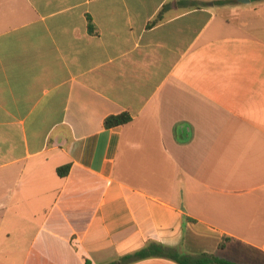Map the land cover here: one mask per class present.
<instances>
[{"label": "crops", "instance_id": "obj_1", "mask_svg": "<svg viewBox=\"0 0 264 264\" xmlns=\"http://www.w3.org/2000/svg\"><path fill=\"white\" fill-rule=\"evenodd\" d=\"M255 1L0 0V264H264Z\"/></svg>", "mask_w": 264, "mask_h": 264}, {"label": "trees", "instance_id": "obj_2", "mask_svg": "<svg viewBox=\"0 0 264 264\" xmlns=\"http://www.w3.org/2000/svg\"><path fill=\"white\" fill-rule=\"evenodd\" d=\"M227 3V2H224ZM93 30V26H90ZM132 121V117L125 113L118 116H110L105 121L106 128H112L119 125H125ZM70 171V166H64L58 169V174L60 176H66ZM230 239L225 238L221 244L220 248H225V243ZM150 258H162L173 261L177 264H239L227 259L220 258L216 255L209 253L202 254H190L182 251L180 248L165 246L157 242H149L143 249L133 254L124 256L118 262L110 264H131L137 261L150 259ZM87 264H90L87 261Z\"/></svg>", "mask_w": 264, "mask_h": 264}, {"label": "rangeland", "instance_id": "obj_3", "mask_svg": "<svg viewBox=\"0 0 264 264\" xmlns=\"http://www.w3.org/2000/svg\"><path fill=\"white\" fill-rule=\"evenodd\" d=\"M256 1L255 0H252L249 4H248V8H249V11L247 12H244V13H240L238 14L235 10V7H230L232 8L231 10H227V15L230 17V19H233L235 22H241L243 20H249L251 22H253L256 17H255V13L252 11L253 10V7L256 6ZM245 6V5H244ZM217 9H220V7H217ZM225 11H222L221 10V14H223Z\"/></svg>", "mask_w": 264, "mask_h": 264}, {"label": "water", "instance_id": "obj_4", "mask_svg": "<svg viewBox=\"0 0 264 264\" xmlns=\"http://www.w3.org/2000/svg\"><path fill=\"white\" fill-rule=\"evenodd\" d=\"M242 2L249 3L250 0H241Z\"/></svg>", "mask_w": 264, "mask_h": 264}]
</instances>
